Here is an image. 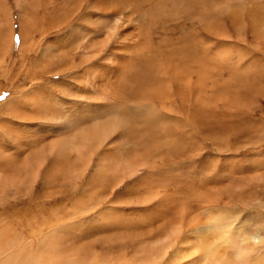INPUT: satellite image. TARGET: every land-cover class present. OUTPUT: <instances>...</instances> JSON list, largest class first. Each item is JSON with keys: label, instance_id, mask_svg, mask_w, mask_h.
Segmentation results:
<instances>
[{"label": "rangeland", "instance_id": "1", "mask_svg": "<svg viewBox=\"0 0 264 264\" xmlns=\"http://www.w3.org/2000/svg\"><path fill=\"white\" fill-rule=\"evenodd\" d=\"M248 1L239 7L264 18V0ZM244 8L238 28L212 10L218 30L210 34L194 11L158 15L139 38L149 36L143 58L157 57H134L117 76L116 57L138 40L130 29L114 39L113 29L97 27L87 45L76 34L38 35L31 49V34L21 42L18 33L0 32V264H128L139 259L142 240L161 236L171 237L169 256L168 246L189 236L181 208L225 188L232 194L219 195L214 211L231 225L234 243L264 233V41L254 38ZM167 46L203 57L190 81L171 77L174 58L158 57ZM202 67L207 92L200 94ZM106 72L115 94L98 88ZM124 118L136 127L128 146L107 133L90 157L92 148L83 158L58 154L75 130L97 135Z\"/></svg>", "mask_w": 264, "mask_h": 264}, {"label": "bare ground", "instance_id": "2", "mask_svg": "<svg viewBox=\"0 0 264 264\" xmlns=\"http://www.w3.org/2000/svg\"><path fill=\"white\" fill-rule=\"evenodd\" d=\"M247 2L249 1L248 0H0V32L8 31L14 34L18 33L19 36L21 37L20 38L21 42L25 40L26 37L25 34H31L32 45L29 46L31 49L37 44L35 43L34 37L38 35L47 36L48 34L53 33L66 38L67 35L76 34V36H78L77 39L80 41L79 44L87 45L88 36H89L88 34L94 32L95 30H98V28L103 29L104 32L113 29V31L111 30L112 31L111 36L114 37V39L118 38L119 36L121 37L124 36L125 32L128 29H130L132 32L130 33L133 34L134 37L136 36L138 40L133 42L128 48L124 49L120 54H118V57H116L115 61L121 63V64H117L116 69H113L114 70L113 73L115 74L114 76H117L118 73L122 72L126 68H129L128 62L130 64L132 62L131 61L132 58L134 57L143 58L145 54L147 55L148 50L151 47V46L146 47L149 36L146 37L147 39L146 38L144 39L145 40L144 42H139L140 41L139 38L145 35L144 31L146 27H144V25L146 24L147 21H150L155 25L157 22L156 19L158 18V15L167 14L169 13V10L173 12L172 13L173 15H175V11H177L178 9L179 11L184 12L183 16L185 17L189 15L191 11H194L196 13L195 16H197V23L204 30V32L210 34L218 30V22L216 21L217 19L215 20L211 18L210 15V12L212 10L215 12L217 11L219 15L226 16L229 19L230 23L233 25L231 26L236 28L238 26L237 14L240 8H244V6L239 7V5L240 4L243 5V3H247ZM244 11L245 14L247 15L250 29L252 31L254 38L264 41V23H263L264 18H262V16L258 14L257 11L252 10V8L248 5L245 6L243 12ZM14 20L15 22H13ZM170 20H171L170 22L174 24L178 23L177 18H173V19L170 18ZM15 23H17L16 25L17 30L12 29ZM170 36L173 37V35ZM193 40L195 39L193 38ZM82 48H84V46ZM172 49H173L172 47L168 48L167 46L166 47L167 52L160 53L158 57L161 55L159 58L168 57V56L170 58H174L173 67L175 73L171 72L172 73L171 77L182 79L184 77L187 78V76H189V81H190L193 75V69L191 68L192 63L196 61V63L201 65V63L203 62V57L200 58L198 56L199 58L195 59V58H191L192 56L189 58L187 56L188 54L184 55L185 51H188L190 54L192 53V51L194 52V50L192 49H191L192 51L190 52L189 48L185 51L177 50V52L174 51L171 52ZM48 50L51 49L49 47H46V49L43 48L42 56H44ZM157 52L158 49L154 51V53ZM149 56L154 58L157 57L156 55H149ZM147 57L143 59L146 60ZM168 69H170V67ZM180 70L183 72H181ZM125 71H127V69ZM144 71L145 70H142V72ZM158 72H160V70ZM177 72H181V73L179 74ZM181 74H185V76ZM97 77H98V79L96 78L98 82L97 85L98 88L102 90V92L106 91L109 94H113V93L115 94L117 93L116 91H119V89L116 90L117 89L116 86L110 85L108 80H106L113 78V77L111 78L110 73L107 72L100 73ZM170 79L171 78H169L168 80ZM183 80L187 81L188 79H183ZM189 83L190 82H187L185 86H187ZM195 85L198 87L200 94L207 92L205 89V86H207V72H205L204 67H202L201 70H199ZM173 90L175 91V93L181 92V87L180 86L178 87L177 85L176 87L173 88ZM178 99H180V97H178ZM204 103L207 104V102ZM124 119L121 120L115 119V120H111L108 123H105L101 127L103 131H101V133L97 135H95V133L92 134L85 133L84 130L82 131L81 129L75 130L74 132L70 133V135L67 136L68 138L67 139L65 138L60 143V145H57L58 154L61 156L64 155V157L75 155L79 158H83V157H87L85 155L86 152L88 153V151L90 150L89 148H92L94 149V151L92 153H88V156L90 157L92 154L97 152L98 147L101 145L100 140L104 136H106L107 133L114 135L115 141L119 145H122V147L128 146L129 142L132 140L135 134L136 130L134 131V129L136 127L133 124L129 123L128 118H126L125 120ZM62 127H63V123H62ZM117 153L119 152L117 151ZM122 163H123L122 160L118 161L117 163L118 165L116 166L117 171L119 170L120 164ZM98 167L99 166H97V168ZM100 169L102 168L100 167ZM203 192H202L203 196L199 198L198 202L195 203L194 206H190L189 204L186 203L187 205L185 204V206L182 207L181 210L179 211L180 221L182 224L188 227L189 236H185L175 244L173 243L168 246L169 248L173 249L172 254L167 256L168 250L164 247V243L171 238L170 236H164V237L161 236L159 238L151 239V240L144 239L141 242L139 241L140 242L138 245L139 251L137 252L140 253L139 259L133 260L128 264H175L176 262H178V260H181L182 264H264V233L258 229L259 231L256 233L257 235L253 234L247 239L243 236L244 239L241 241V243L235 244L233 241V232L231 231V229H229L231 225L227 226L226 224H222L219 221V218L221 216L219 215L218 218V215L215 213L216 211H214V204L217 201L219 195L229 196L230 194H232V191L230 189L225 188V189H220L217 192L214 191L210 192L206 190L207 193L210 192L208 194H205ZM228 240L232 241L230 242L231 245L227 243L225 244V242Z\"/></svg>", "mask_w": 264, "mask_h": 264}]
</instances>
